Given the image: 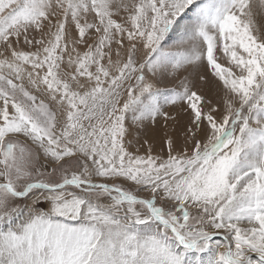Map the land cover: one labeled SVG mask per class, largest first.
Wrapping results in <instances>:
<instances>
[{
	"label": "snow or ice",
	"instance_id": "snow-or-ice-1",
	"mask_svg": "<svg viewBox=\"0 0 264 264\" xmlns=\"http://www.w3.org/2000/svg\"><path fill=\"white\" fill-rule=\"evenodd\" d=\"M0 264H264V0H0Z\"/></svg>",
	"mask_w": 264,
	"mask_h": 264
},
{
	"label": "rangeland",
	"instance_id": "rangeland-1",
	"mask_svg": "<svg viewBox=\"0 0 264 264\" xmlns=\"http://www.w3.org/2000/svg\"><path fill=\"white\" fill-rule=\"evenodd\" d=\"M170 43H171V41H170ZM172 85H170V87H171ZM158 135H160V136H162L163 135V131H160L159 133H158Z\"/></svg>",
	"mask_w": 264,
	"mask_h": 264
}]
</instances>
